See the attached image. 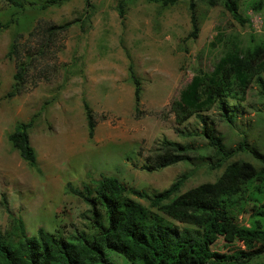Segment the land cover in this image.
Listing matches in <instances>:
<instances>
[{
    "label": "rangeland",
    "instance_id": "rangeland-1",
    "mask_svg": "<svg viewBox=\"0 0 264 264\" xmlns=\"http://www.w3.org/2000/svg\"><path fill=\"white\" fill-rule=\"evenodd\" d=\"M42 1L25 0L23 10L0 2V232L9 226L1 205L5 196L32 237L40 228L50 233L62 229L67 234L87 230L89 207L66 193L69 183L76 188L93 186L105 175L158 193L194 171L187 162L154 172L143 169L146 157L164 139L207 147L203 135L184 138L176 133L171 104L199 70H214L223 55L222 45L212 46L217 37L238 39L244 47L264 42V0L239 1L240 13L248 20L244 26L221 3L210 8L205 0H198L201 32L197 40L189 38L192 19L187 0L171 7L124 0L123 18L121 0H70L46 10L40 9ZM259 3L262 9L256 8ZM70 22L69 30L46 47V39L38 32L40 25ZM16 36L19 57H31L34 63L23 93L7 98L17 71L15 56H9ZM130 66L142 86L137 107ZM85 103L94 113V138L89 136ZM227 105L239 107L233 125L217 106L202 115L213 122L229 149L246 141L264 155V98L257 84L253 83L244 101L228 100ZM32 118L36 124L30 139L38 153L37 168L22 160L8 140L17 123ZM181 129L201 133L202 124L192 117ZM231 161L260 167L249 152H240ZM223 172L199 168L182 193L217 181ZM233 247L220 238L213 250L227 253ZM251 264H264V256Z\"/></svg>",
    "mask_w": 264,
    "mask_h": 264
},
{
    "label": "trees",
    "instance_id": "trees-1",
    "mask_svg": "<svg viewBox=\"0 0 264 264\" xmlns=\"http://www.w3.org/2000/svg\"><path fill=\"white\" fill-rule=\"evenodd\" d=\"M70 0H43L40 9L62 6ZM183 0H147L163 7ZM190 2L192 31L189 38L197 40L201 26L197 19V1ZM210 8L221 3L240 25L248 23L240 13V0H205ZM13 8L25 9V0H0ZM126 2L120 1L119 13L125 16ZM261 3L256 7L262 9ZM10 22L5 28L10 27ZM72 23L40 25L38 32L53 44L60 33ZM0 27H3L0 25ZM34 34V33H32ZM223 46V55L211 73L199 70L171 104L178 126L176 133L184 138L203 135L207 147L185 146L162 140L146 157L144 170L160 171L187 162L195 170L180 176L163 192L149 193L129 186L117 177L101 175L95 184L76 188L67 184L66 193L82 200L88 207L87 230L74 229L70 234L58 229L50 233L40 228L30 236L22 217L13 212L3 196L2 207L8 214L9 226L0 232V264H251L264 256V155L244 141L229 149L213 122L202 115L215 106L222 117L233 125L239 107H229L228 100L244 101L253 83L264 98V42L244 47L238 39L217 37L212 46ZM17 36L9 56L16 58L14 83L7 98L23 93L34 59L19 57ZM46 53L42 50L41 55ZM130 74L135 86L136 107L141 101V81ZM89 136L94 138L96 121L85 103ZM192 117L202 124V132L181 129ZM35 119L16 124L8 140L22 160L31 168L38 166V153L31 144L30 134ZM240 152H249L259 163L231 161ZM207 166L224 169L221 177L182 193L196 171ZM138 200L148 203L144 205ZM223 238L234 245L227 253L213 250ZM239 244V246H238Z\"/></svg>",
    "mask_w": 264,
    "mask_h": 264
}]
</instances>
